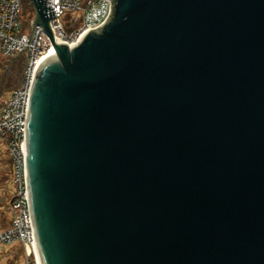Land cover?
<instances>
[{
    "label": "water",
    "instance_id": "obj_1",
    "mask_svg": "<svg viewBox=\"0 0 264 264\" xmlns=\"http://www.w3.org/2000/svg\"><path fill=\"white\" fill-rule=\"evenodd\" d=\"M26 1L39 263L264 264V0H109L72 46Z\"/></svg>",
    "mask_w": 264,
    "mask_h": 264
},
{
    "label": "built area",
    "instance_id": "obj_2",
    "mask_svg": "<svg viewBox=\"0 0 264 264\" xmlns=\"http://www.w3.org/2000/svg\"><path fill=\"white\" fill-rule=\"evenodd\" d=\"M46 5L53 7L55 18L49 20V26L55 39L69 46L75 45L88 30L100 26L111 12L109 0H46ZM25 6V0H0V54L10 59L22 56L26 48L21 82L0 102V143L10 159L12 186L11 222L0 231V243L21 245L37 264L24 166L25 119L34 71L53 52V47L38 26L30 38L32 19L28 27L22 22Z\"/></svg>",
    "mask_w": 264,
    "mask_h": 264
},
{
    "label": "rangeland",
    "instance_id": "obj_3",
    "mask_svg": "<svg viewBox=\"0 0 264 264\" xmlns=\"http://www.w3.org/2000/svg\"><path fill=\"white\" fill-rule=\"evenodd\" d=\"M25 4L26 6L24 10V16L22 17V22L24 27H28L29 21L30 19H32L33 14L32 16H30L32 10L30 11L26 0ZM77 18L79 19L80 17ZM22 63L25 64V58L23 55L14 59H8L0 54V102L5 99L11 89L15 88L20 84L24 68V64L21 68ZM5 158L7 159V163L9 161V164L7 165L6 163H2V165L5 166L8 171V167L10 166V159L7 155L4 146L0 143V160L2 159L3 162H6ZM9 180L11 181V179ZM9 217L11 220V215ZM0 220L2 223V216H0ZM0 264H36V262L34 257L32 255H28L26 253V250L22 248L21 245H5L0 243Z\"/></svg>",
    "mask_w": 264,
    "mask_h": 264
},
{
    "label": "flooded vegetation",
    "instance_id": "obj_4",
    "mask_svg": "<svg viewBox=\"0 0 264 264\" xmlns=\"http://www.w3.org/2000/svg\"><path fill=\"white\" fill-rule=\"evenodd\" d=\"M25 58V57H24ZM24 63L21 64V68ZM6 162H3L1 159L0 161V216H2V223L0 220V231L6 229L10 225V211H9V201H10V195L12 192V186L10 183V166L7 168L2 165V163H6L7 165L9 164V161L7 163V159L5 158ZM9 160V159H8ZM9 222H8V220ZM8 222V224H7Z\"/></svg>",
    "mask_w": 264,
    "mask_h": 264
},
{
    "label": "bare ground",
    "instance_id": "obj_5",
    "mask_svg": "<svg viewBox=\"0 0 264 264\" xmlns=\"http://www.w3.org/2000/svg\"><path fill=\"white\" fill-rule=\"evenodd\" d=\"M58 42H60V41H58ZM52 53H53V52H52ZM52 53H51V54H52ZM48 55H49V54H48ZM48 55H46V56H48ZM46 56H45V57H46ZM45 57H44V58H45ZM36 260H37V264H40V263H39V260H38V258H37V252H36Z\"/></svg>",
    "mask_w": 264,
    "mask_h": 264
},
{
    "label": "trees",
    "instance_id": "obj_6",
    "mask_svg": "<svg viewBox=\"0 0 264 264\" xmlns=\"http://www.w3.org/2000/svg\"><path fill=\"white\" fill-rule=\"evenodd\" d=\"M30 8V7H29ZM29 8H28V10H29ZM30 11H31V8H30ZM30 16H32V11H31V15Z\"/></svg>",
    "mask_w": 264,
    "mask_h": 264
}]
</instances>
